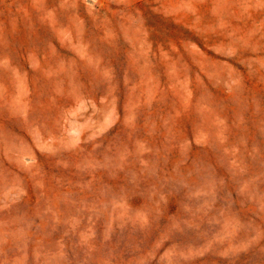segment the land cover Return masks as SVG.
<instances>
[{"label": "rangeland", "instance_id": "1", "mask_svg": "<svg viewBox=\"0 0 264 264\" xmlns=\"http://www.w3.org/2000/svg\"><path fill=\"white\" fill-rule=\"evenodd\" d=\"M0 264H264V0H0Z\"/></svg>", "mask_w": 264, "mask_h": 264}]
</instances>
